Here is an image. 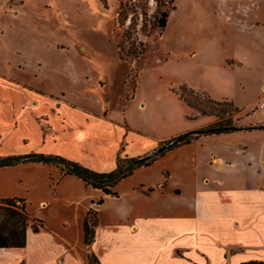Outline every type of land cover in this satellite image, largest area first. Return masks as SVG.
<instances>
[{
	"label": "rangeland",
	"instance_id": "rangeland-1",
	"mask_svg": "<svg viewBox=\"0 0 264 264\" xmlns=\"http://www.w3.org/2000/svg\"><path fill=\"white\" fill-rule=\"evenodd\" d=\"M256 3L264 21V0ZM242 4L252 5V0H175L176 9L160 33L155 20L170 0H0V154L58 150L44 121L36 119L48 114L57 138V108L74 122V137L83 139V161L96 166L108 165L124 128L93 112L112 119L128 113L130 122L148 134L156 130L158 118L169 119L167 126L181 133L216 121L187 105L180 88L206 89L210 64L244 53L245 30L226 19L230 8ZM232 80L237 89L239 78ZM32 101H37L35 108ZM242 118L243 112L234 113L236 124ZM255 120H264V106ZM257 130L264 133V128ZM228 136L256 146L260 135L240 131ZM213 137L193 143L201 160L218 148ZM125 141L130 153L151 152L159 144L151 149L154 138L131 133ZM157 163L171 164L166 157ZM110 228L101 224L103 249L112 239Z\"/></svg>",
	"mask_w": 264,
	"mask_h": 264
},
{
	"label": "crops",
	"instance_id": "crops-1",
	"mask_svg": "<svg viewBox=\"0 0 264 264\" xmlns=\"http://www.w3.org/2000/svg\"><path fill=\"white\" fill-rule=\"evenodd\" d=\"M246 5L230 8L226 16L228 21L238 23L239 28L245 30L241 41L244 53L226 56L221 65L210 64L206 72L208 87L195 89L208 92L215 100L233 101L243 112L241 125L261 126L264 120L255 119L264 106V57L261 54L264 21L256 0ZM235 12L240 17L233 16ZM236 69L238 74H235ZM235 77L239 78L237 89L232 80ZM32 105L35 108L37 101H32ZM56 110L61 126L57 138L50 116H36L44 121L43 128L59 146L58 150L42 153L58 154L97 171L113 170L119 155L136 157L149 153V150L130 153L125 146L129 133L151 136L155 139L153 149L182 131L167 126L169 119L163 123L162 118H158L154 125L156 130L148 134L130 122L128 113L112 119L90 112L124 128L123 139H119L108 165L96 166L83 161V139L74 137L71 130L74 122L60 109ZM12 114L14 117L15 112ZM84 116L88 122L89 117ZM12 122L18 123L15 119ZM257 129L202 136L170 150L152 165L138 168L119 182L115 187L118 195L106 194L75 175L62 176L60 168L54 165L21 163L1 167L0 197L25 198L31 213L42 219L45 227L39 231L30 228L25 247H0V264H91V255L98 259L96 264L264 262V133ZM240 131H257L259 143L256 146L243 141L235 143L236 139L228 136ZM155 132L160 133L159 136ZM205 137L217 138L213 142L218 148L201 160L197 157L199 149H194L193 143ZM164 157L170 160V165L157 163ZM206 178L209 182L204 181ZM101 198L103 202L98 204ZM90 209L97 211L98 221L95 238L87 244L84 221ZM104 223L112 232L106 249L100 245L99 233Z\"/></svg>",
	"mask_w": 264,
	"mask_h": 264
},
{
	"label": "trees",
	"instance_id": "trees-1",
	"mask_svg": "<svg viewBox=\"0 0 264 264\" xmlns=\"http://www.w3.org/2000/svg\"><path fill=\"white\" fill-rule=\"evenodd\" d=\"M175 0H170L171 6L159 12L155 25L163 33L168 24L170 12L176 9ZM133 54H137L133 52ZM200 95L199 91L192 87L180 88L179 96L192 108L199 111L202 116L214 115L218 119L205 126L190 129L164 140L153 151L136 157L119 155L117 165L110 171H97L91 169L78 161L68 159L58 154H47L42 152H30L26 154L0 155V168L13 166L21 163H45L60 168L61 175H75L94 188L103 190L106 194L118 195L115 187L119 182L132 175L138 168L152 165L156 160L165 155L166 152L199 139L202 136L231 133L244 129L264 128L261 126H243L236 124L233 120L234 113L240 109L229 99L215 100L208 92L204 91ZM204 97V98H203ZM103 202V198L97 201ZM97 211L90 209L84 221V240L91 244L95 238V228L97 225ZM42 219L35 217L29 210L27 201L22 197H0V247L2 248H22L27 244V232L31 228L39 231L44 228ZM98 259L95 255L90 256V263L96 264ZM252 262L248 264H255ZM264 264V262H260Z\"/></svg>",
	"mask_w": 264,
	"mask_h": 264
},
{
	"label": "bare ground",
	"instance_id": "bare-ground-1",
	"mask_svg": "<svg viewBox=\"0 0 264 264\" xmlns=\"http://www.w3.org/2000/svg\"><path fill=\"white\" fill-rule=\"evenodd\" d=\"M135 225V224H134ZM133 226V225H132Z\"/></svg>",
	"mask_w": 264,
	"mask_h": 264
}]
</instances>
